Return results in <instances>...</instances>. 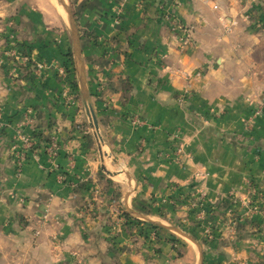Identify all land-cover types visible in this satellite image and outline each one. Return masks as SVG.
<instances>
[{
    "label": "crops",
    "instance_id": "crops-1",
    "mask_svg": "<svg viewBox=\"0 0 264 264\" xmlns=\"http://www.w3.org/2000/svg\"><path fill=\"white\" fill-rule=\"evenodd\" d=\"M34 1L0 0V264H264V114L252 119L264 106V0H68L80 53L66 13L54 0ZM173 20L190 30L188 45ZM9 35L45 64L41 74L14 82ZM69 48L97 95V136L84 133L86 120L60 96L58 63ZM133 112L147 126L124 120ZM19 131L39 148L20 175L12 151ZM53 137L55 173L42 148ZM101 141L116 178H129L126 211L147 225L184 221L199 247L174 241L162 225L159 239L136 245L126 218L102 228L111 187L100 173L107 162H96ZM176 146L175 157L192 160L171 162ZM192 192L205 197L200 216L184 198ZM88 203L92 214L83 211ZM226 216H243L242 224L233 230Z\"/></svg>",
    "mask_w": 264,
    "mask_h": 264
},
{
    "label": "rangeland",
    "instance_id": "rangeland-1",
    "mask_svg": "<svg viewBox=\"0 0 264 264\" xmlns=\"http://www.w3.org/2000/svg\"><path fill=\"white\" fill-rule=\"evenodd\" d=\"M39 1H41V0H39ZM39 1H34L35 4H33L32 6L36 7V4H38L37 7L38 8L41 7V3ZM54 1H55V4L60 8L61 11H64V13L67 12V10L63 6L61 0H54ZM64 1H65V4L67 5V8L72 10L69 1L68 0H64ZM32 3H33V1H32ZM66 15H67V13H66ZM75 23H76V20H75ZM67 24H68V28H69V33H71L72 28H71V23L68 20V18H67ZM69 44L70 45L72 44L71 39L69 41ZM62 46L64 47V45H62ZM27 49H28V46L22 47V45H20L19 41L15 38V35H11L9 37L8 43H7V50H8L7 56H9V61H10L9 74L11 75V78L13 80L15 79L14 80L15 83L16 82L18 83L21 81L19 78L21 77V75L23 73H26L28 71H35L36 72V67H35L36 64L41 63V62H37V61L33 60L32 57L28 54ZM25 57H28L29 62L23 61V59ZM74 60L75 59L73 56V62L72 63H71V61L69 62L67 60L66 61L63 60L61 63L60 62L58 63V65H59L58 69L61 72V75L64 76V79H65L64 80L65 89L60 96L68 106H70L72 109H74V111L76 112L78 117L82 116L86 120L87 125L83 130L84 133L86 132V133H89L91 135L92 132H94L95 135L97 136L99 132H97L92 126V121L90 120V118L87 114V110L85 107V101H84V95L82 93V77H81L82 74H81V71H82L83 66L79 62V59H77V61H74ZM4 63H5V66H6V64H8L7 61H5ZM7 67H8V65H7ZM7 67H5V68L7 69ZM44 69H45V66H44ZM84 77H86L85 71H84ZM86 88H87V86H86ZM102 91H104V87L101 84V86L98 87V92H102ZM132 91H133V89H132ZM87 94L90 97V99L92 97L97 96L96 94L90 92V90H88V89H87ZM130 98H131V93L128 96H125L124 92H122L121 101L123 103H125V104L128 103L130 101ZM92 107H93V104H92ZM258 109H256L254 111V113L252 115V119L253 118L255 119L256 117H258V116L255 117L256 111ZM93 110H94L96 118H97V113H96V110L94 109V107H93ZM261 116H263V115H260L259 117H261ZM124 120L129 122L132 126L137 127V128H143L144 126H147V124L149 123V121L147 119H144L139 113H136V112L128 113L124 117ZM50 140H48V141H50ZM88 142H89V140H88ZM102 144H104V142L101 141V143H99V147H102ZM44 147L42 146L43 151H44ZM176 147H177L176 150L172 152L173 158H172L171 162H173L177 165H184V162H185L184 159H186V158H184L183 156H187L188 159H191L192 157L186 155V153H183L180 158L175 157L177 154L181 153L179 147L178 146H176ZM37 149H39V148L35 147V150H37ZM59 149H60V147H59ZM102 149H103V152L105 153V154L103 153L104 157H103V154L101 157L100 153L98 152L99 150L96 146V150H95V152L97 154L96 155V160H97L96 162L101 163L100 162L101 158L105 159V161L107 162V164H102L100 166V173H101V175L106 177L108 179V181H110L109 186L111 187V191H110L111 196L104 198L105 201L110 199L109 202L107 201V203L110 204V208L108 211L109 212L108 213V215H109L108 219L104 223L102 222L103 223L102 228L105 230H107L108 228L112 230L113 225H117L118 223H120L119 221L123 222L122 218H126V221H127L126 224L128 226V229L129 230L131 229L130 230L131 233L129 232L131 235L130 239L135 245L139 244L140 241L145 242V243H147V241H150V242L156 241L157 239H159L158 230H160V229L150 230V228H149L150 225H147V222H144L142 219L135 218V215L131 216V214L126 211L127 209L124 205L125 198H124V201L122 200L124 197L122 189L124 186L127 188L126 185H128L127 183H129V178H127V175H123L122 176L123 178H120V176H119V178H116L121 173L118 174L119 171H117V169L114 167L115 157L110 156L111 153L107 148L104 149L102 147ZM12 151H13V149H12ZM53 171L55 173V171H57V170H53ZM200 176H201L200 174L196 175L194 179L195 180L199 179ZM131 192H132V190H130L128 192V194L131 195ZM192 193L188 197H187V195H185V197L184 196L183 197L186 199V201H188V200L190 201L191 209H193V208L195 209L194 214L197 216H200L201 214H203V210H204L203 206L205 205L204 204L205 203V197H204V195H201V193L200 194L196 193V192H192ZM108 194H109V192H108ZM255 194L258 196V192H255ZM95 195L97 197L104 196L103 190L96 188ZM259 196H260V194H259ZM126 197H128V196H126ZM187 198H188V200H187ZM185 199L181 200V202L186 203ZM92 204L93 203H88L86 206H84V208H83L84 213H91V214L93 213L94 205H92ZM256 209L258 210V208H255L252 211H256ZM126 215L128 216V218ZM230 216H231V212H230ZM226 217H227V219H229V224L231 226V229H233V230H236V225L238 227V225L242 224L241 222L243 221L242 220L243 216L242 217L238 216L237 219H234V218L231 219L229 216H226ZM196 219L197 220H195V221L198 222V220L202 219V218H196ZM138 220H140L142 222V224H139ZM143 223H145V225H143ZM157 223L158 224H156V225L159 227H160V225H162L161 227L165 226L169 229H173L174 235L177 237V239L174 241H177V242L184 241L188 244H195L196 246H198L196 244V238L194 237V235L192 233L188 232L187 230H185V228H184L185 222L184 221H181L180 224H178V225H174L172 223L167 224L164 221H161V222L158 221ZM207 235H213V234L207 233ZM177 245H178V243H176L174 246L175 250L178 249ZM178 256L181 257L182 254L179 252Z\"/></svg>",
    "mask_w": 264,
    "mask_h": 264
},
{
    "label": "built area",
    "instance_id": "built-area-1",
    "mask_svg": "<svg viewBox=\"0 0 264 264\" xmlns=\"http://www.w3.org/2000/svg\"><path fill=\"white\" fill-rule=\"evenodd\" d=\"M174 28L173 30L179 35H181V41L183 45H188L190 43V30L188 28H185L183 26H180L176 21L173 20ZM235 25V23H233ZM25 59V60H24ZM23 61L29 62L28 57H25ZM31 60V59H30ZM30 64V63H29ZM44 64L43 63H38L36 64V73L41 74V71L44 70ZM264 114V106L259 108L256 111L255 117L260 116ZM17 142L13 146V154L15 155V161L18 169V175H20L22 171V167L24 163L27 161L28 158V153L33 152V155L35 158H38V153H36L35 150V145L36 142L35 140L21 131L18 132L17 134ZM44 153L49 159L50 166L53 170H58L59 165L56 163V158L59 153V141L56 137L52 138L48 144L45 145L44 147Z\"/></svg>",
    "mask_w": 264,
    "mask_h": 264
},
{
    "label": "water",
    "instance_id": "water-1",
    "mask_svg": "<svg viewBox=\"0 0 264 264\" xmlns=\"http://www.w3.org/2000/svg\"><path fill=\"white\" fill-rule=\"evenodd\" d=\"M61 2L63 4V6L65 7V9L67 10L66 13H67L69 21L71 23V28H72V32L71 33H72V36H73V41H74V45H75L76 51L78 53H80L79 48H78V31H77V27H76V23H75V19H74L73 13H72L71 9L67 8V5L65 4L64 0H61ZM79 59H80V57H79ZM81 74H82V76H81L82 77V93L84 95V101H85V107H86V110H87V114H88L90 120L92 121L93 128L97 132H99L97 118H96L95 112H94L93 107H92L91 99H90V97L87 94L86 79L84 77V69H83V67H82Z\"/></svg>",
    "mask_w": 264,
    "mask_h": 264
},
{
    "label": "trees",
    "instance_id": "trees-1",
    "mask_svg": "<svg viewBox=\"0 0 264 264\" xmlns=\"http://www.w3.org/2000/svg\"><path fill=\"white\" fill-rule=\"evenodd\" d=\"M63 57H64V60L66 61H71V63L73 62V53H72V50L71 48H69L64 54H63ZM76 83V82H75ZM76 85V84H75ZM132 91V88H131V81L130 80H127L126 83L124 84V89H123V92L125 94V96H128ZM127 216V215H126ZM128 218V216H127ZM138 223L139 224H142V222L140 220H138ZM150 230H157V229H161V227L159 226H155V225H150Z\"/></svg>",
    "mask_w": 264,
    "mask_h": 264
}]
</instances>
